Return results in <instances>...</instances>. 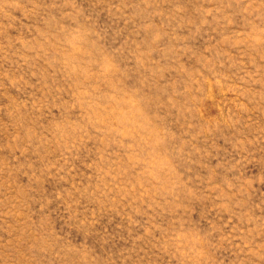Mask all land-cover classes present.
I'll return each mask as SVG.
<instances>
[{
	"label": "rangeland",
	"instance_id": "obj_1",
	"mask_svg": "<svg viewBox=\"0 0 264 264\" xmlns=\"http://www.w3.org/2000/svg\"><path fill=\"white\" fill-rule=\"evenodd\" d=\"M0 264H264V0H0Z\"/></svg>",
	"mask_w": 264,
	"mask_h": 264
}]
</instances>
